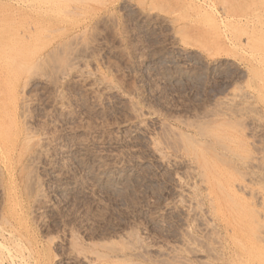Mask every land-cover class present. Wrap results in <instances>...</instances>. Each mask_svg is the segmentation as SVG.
Masks as SVG:
<instances>
[{
  "label": "rangeland",
  "instance_id": "rangeland-1",
  "mask_svg": "<svg viewBox=\"0 0 264 264\" xmlns=\"http://www.w3.org/2000/svg\"><path fill=\"white\" fill-rule=\"evenodd\" d=\"M263 132L264 0H0V264H264Z\"/></svg>",
  "mask_w": 264,
  "mask_h": 264
},
{
  "label": "bare ground",
  "instance_id": "bare-ground-1",
  "mask_svg": "<svg viewBox=\"0 0 264 264\" xmlns=\"http://www.w3.org/2000/svg\"><path fill=\"white\" fill-rule=\"evenodd\" d=\"M243 19V18H242ZM255 20V19H254ZM239 22H245L244 20H240ZM247 25L249 24V21L245 22ZM226 123V122H225ZM230 123V122H229ZM223 125V124H222ZM221 126V125H220ZM227 126V125H226ZM231 126V125H229ZM219 127V126H218ZM208 132V131H207ZM211 133V132H210ZM199 134H203L202 131L201 133ZM264 134V132H263ZM191 136H189V139H190ZM204 137V135H203ZM188 138V136H187ZM202 138V137H201ZM214 138V137H213ZM215 139V138H214ZM192 140V139H191ZM211 140V139H210ZM216 141V139H215ZM193 142V141H192ZM200 142V141H199ZM196 143V141H195ZM210 143V142H208ZM201 144V142H200ZM198 144V145H200ZM203 144V143H202ZM201 144V146H202ZM206 144V143H205ZM220 145V148L221 150H223L222 153H220L221 155H226V157H222V156H219L218 154L217 155H213L214 156V159H212V157H209L207 155L206 152L208 151H204L203 149H200L196 146H194L193 144H190L191 146L189 147V149L187 150L188 154L190 155V159H193L197 162V169L199 171V175H198V179L200 181V186L202 187L201 188V192L198 193L196 192L197 194H200L202 197L206 198L207 201L209 202L212 210L214 211L216 215V217H220L221 215L222 216H226V212L227 214L230 212L229 209H226L225 208V205H224V201H223V197H227L230 195V193L232 191H235L234 190V185L231 184V183H228V182H231L230 181V178L227 176V173H226V170L225 168H219L217 165L219 163H224V161H226V159L224 158H227V160L229 158H232L235 160V137L233 135H230V136H227L224 138V133H221L219 135V138H218V143L217 145ZM197 145V143H196ZM207 145V144H206ZM210 145V144H208ZM218 145V146H219ZM211 146V145H210ZM207 147V146H205ZM213 148V147H212ZM219 148V149H220ZM215 150V148H213ZM213 153V152H211ZM210 154V153H209ZM214 154V153H213ZM188 155V156H189ZM224 160V161H223ZM192 161V160H191ZM230 160H228L227 162H229ZM190 162V161H189ZM258 162V161H257ZM191 163V162H190ZM231 163V162H230ZM250 163V162H249ZM232 164H234L232 162ZM191 165V164H190ZM255 165V164H254ZM257 165V164H256ZM196 167V165H195ZM196 169V168H195ZM233 169V168H232ZM235 171V169H233ZM193 171H195L193 169ZM249 172V171H248ZM196 173V171H195ZM200 177V178H199ZM199 182V181H198ZM199 185V184H198ZM115 186V185H114ZM197 188V187H196ZM233 189V190H232ZM223 190V194L224 195H221V191ZM199 191V190H198ZM194 194V193H193ZM261 195L264 196V193H261ZM259 196V195H258ZM257 196V197H258ZM230 197V196H229ZM228 197V198H229ZM261 199V198H260ZM202 201V200H201ZM200 201V202H201ZM206 201V200H204ZM232 201V200H231ZM211 210V211H212ZM208 213V212H207ZM209 214V213H208ZM212 214V213H211ZM210 214V215H211ZM230 214H232V212H230ZM209 216V215H208ZM214 219V218H213ZM219 220V218H217ZM216 219V220H217ZM6 220V219H4ZM255 221V220H254ZM218 222V221H217ZM256 222V221H255ZM210 223V221H209ZM213 226V225H212ZM261 226V225H260ZM214 227V226H213ZM262 227V226H261ZM230 232V231H229ZM261 233V231H260ZM257 237V236H256ZM260 237V236H259Z\"/></svg>",
  "mask_w": 264,
  "mask_h": 264
}]
</instances>
